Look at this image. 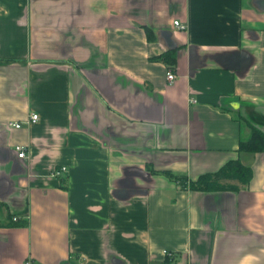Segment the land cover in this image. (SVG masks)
Segmentation results:
<instances>
[{
  "label": "crops",
  "instance_id": "0c3cea01",
  "mask_svg": "<svg viewBox=\"0 0 264 264\" xmlns=\"http://www.w3.org/2000/svg\"><path fill=\"white\" fill-rule=\"evenodd\" d=\"M263 8L0 0V264H264Z\"/></svg>",
  "mask_w": 264,
  "mask_h": 264
},
{
  "label": "trees",
  "instance_id": "16d2710c",
  "mask_svg": "<svg viewBox=\"0 0 264 264\" xmlns=\"http://www.w3.org/2000/svg\"><path fill=\"white\" fill-rule=\"evenodd\" d=\"M239 149L250 152L262 151L264 149V133L256 127H251L250 136L246 140L240 141ZM251 176L250 167L241 164L237 159H233L226 162L218 171L204 174L194 181H189V185L195 189H223L229 188V185L224 184L222 179L248 181ZM184 182L186 180L182 181V183Z\"/></svg>",
  "mask_w": 264,
  "mask_h": 264
},
{
  "label": "built area",
  "instance_id": "2783aa9c",
  "mask_svg": "<svg viewBox=\"0 0 264 264\" xmlns=\"http://www.w3.org/2000/svg\"><path fill=\"white\" fill-rule=\"evenodd\" d=\"M262 13L264 14V8L262 9ZM173 23L178 28H183L184 27V25H182L178 20H175ZM166 78L169 81V83H172L175 80L176 75L174 74V72L172 70H167L166 71ZM191 101L195 102L196 100L191 99ZM37 120H38V114L32 113L30 115L29 121L34 123ZM9 125H11L13 127H16V128L21 126L20 122H15V121H10ZM15 150L17 152L18 157L22 158L25 155L26 146L24 144H17L15 146ZM65 171H67V168L65 166H61L60 168L55 169L53 171V174L55 176H57V175L59 176V175H62ZM13 219L16 220V217H14ZM164 253L168 254V255H171V253H168L166 250H164ZM25 264H30V263L26 262Z\"/></svg>",
  "mask_w": 264,
  "mask_h": 264
},
{
  "label": "bare ground",
  "instance_id": "6f19581e",
  "mask_svg": "<svg viewBox=\"0 0 264 264\" xmlns=\"http://www.w3.org/2000/svg\"><path fill=\"white\" fill-rule=\"evenodd\" d=\"M26 151H27V147H26ZM26 151H25V155H26ZM25 155H24V157H25ZM168 253H171V252H168Z\"/></svg>",
  "mask_w": 264,
  "mask_h": 264
}]
</instances>
